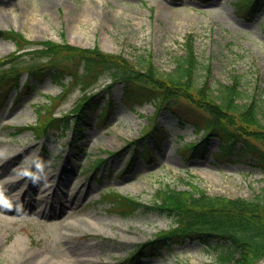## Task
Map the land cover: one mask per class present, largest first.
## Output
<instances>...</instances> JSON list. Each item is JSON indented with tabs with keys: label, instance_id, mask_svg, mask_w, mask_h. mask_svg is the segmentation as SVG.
<instances>
[{
	"label": "rangeland",
	"instance_id": "374dc122",
	"mask_svg": "<svg viewBox=\"0 0 264 264\" xmlns=\"http://www.w3.org/2000/svg\"><path fill=\"white\" fill-rule=\"evenodd\" d=\"M235 2L0 0V30H17L33 41L51 38L81 47L97 45L103 51L122 53L138 68L150 58L161 72L174 68L175 57L184 54V42L191 33L199 61L197 83L203 82L208 66L211 88L218 82L233 84V75L238 74L239 101L256 100L264 108V10L255 21H248L240 16ZM33 47L7 62L17 44L0 36V59H4L0 71L17 69L19 85L30 84L17 96L15 88L9 91L7 83L0 82V198H13L12 205L27 209L3 213L15 216L13 221L0 219V264H50L63 258L69 247L81 249L95 264H218L215 241L208 246L191 239L170 240L157 248V254L126 260L157 230L175 224L158 210L139 209L125 217L101 201V196L115 189L148 204L166 185L186 189L193 184L212 195L252 199L264 187V170L252 164L254 153L217 155L220 142L209 135L203 141L206 152L199 148L187 157L182 145L200 136L194 126L167 109L154 114L151 102L126 104L122 101L124 82L109 73L91 90L99 93L97 104L86 107L89 123L80 119V129L69 122L41 137L33 129L18 132L16 127L36 122L49 95L62 91L48 75L37 78L28 73L29 66L45 61L31 51ZM83 94L75 87L54 114L70 111ZM106 99L111 104L101 119ZM150 118L155 120L158 142L139 137ZM144 140L153 148L152 157L129 156L133 144L141 149ZM108 150L116 153L107 154ZM99 157L105 160L89 167ZM130 158L133 161L128 164ZM62 167L65 171L59 178ZM60 190L65 192L61 197ZM70 191H78V206L54 213L49 207L59 204ZM19 241L23 243L15 254L13 246Z\"/></svg>",
	"mask_w": 264,
	"mask_h": 264
},
{
	"label": "trees",
	"instance_id": "16d2710c",
	"mask_svg": "<svg viewBox=\"0 0 264 264\" xmlns=\"http://www.w3.org/2000/svg\"><path fill=\"white\" fill-rule=\"evenodd\" d=\"M235 8L242 18L255 21L257 15L264 10V0H236ZM0 36L16 42L17 51L30 45H40L33 52L45 61L29 66L28 73L37 78L48 75L62 86L61 93L49 95V103L41 105L38 121L17 127L18 131L33 129L41 136L49 128L67 125L69 118L77 128L81 127L80 119L83 123H89L86 107L93 104L95 107L97 104V101L93 102L97 92L93 94L90 91L101 77L109 73L115 80L117 78L124 82L122 100L126 104L151 102L154 114L167 109L175 113L181 122L188 121L194 126V132L200 133V140L184 142L182 150L187 157L193 156L210 135L219 138L220 149L217 155L227 157L234 152L238 155L241 152H253L252 164L264 170V108L260 103L257 105L256 100L248 104L239 101L238 74L233 75V84L218 82L211 88V69L208 66L207 72L203 74V82L200 85L197 83L199 61L195 54L193 34L190 33L186 38L185 52L175 57L174 68L170 72L158 70L150 58L142 68H138L130 59L123 57L122 53L103 51L97 45L80 47L67 41L52 39L31 41L19 31L6 29L0 30ZM17 51L7 57L16 60L19 56ZM19 75L17 69L12 72L0 71V82L11 79L8 83L10 89L17 86ZM26 86L29 85L25 84ZM75 87L83 91V97L74 103L73 109L65 117L54 116L53 111L58 104ZM105 113L106 107L102 110L101 118ZM153 119L150 118L147 128L140 130L139 137L149 136L158 142ZM237 142L240 145L235 149ZM152 150L147 141H144L143 148L135 146L129 155L144 154L152 157ZM206 150V147L201 148V153ZM108 152L115 153L112 150ZM99 159L98 161L103 160ZM155 199L146 204L112 189L102 194V201L110 204L113 211L123 216H131L138 209L147 212L158 210L171 217L175 223V226L158 231L154 238L145 240L136 247L127 258L129 261L157 254V248L170 240L181 242L188 239L200 240L208 246L215 241L213 250L216 251L218 264H255L264 258V187L261 194L248 199L242 196L212 195L193 184L186 189L166 185L156 191Z\"/></svg>",
	"mask_w": 264,
	"mask_h": 264
},
{
	"label": "bare ground",
	"instance_id": "6f19581e",
	"mask_svg": "<svg viewBox=\"0 0 264 264\" xmlns=\"http://www.w3.org/2000/svg\"><path fill=\"white\" fill-rule=\"evenodd\" d=\"M7 154V150H5ZM2 159V157L0 156V160ZM64 167H62L59 171V173L57 174V177L61 178L62 173L64 172ZM60 193L58 194V196H62L65 192H63V190L59 191ZM77 192L78 191H70L67 193L66 197L64 200L59 201V204H52L49 208L52 207V210L54 213H59V212H65L67 213V211L71 210L72 208H76L78 206V198L79 196H77ZM12 199H1L0 198V219H9V220H15V216L10 217L8 215H4L5 214H10V213H15V212H20V213H24L27 209H23L22 207H15L14 205H12ZM58 201V200H57ZM54 206V207H53ZM23 242L19 241L16 242L13 246L14 248V253L16 254L21 248V244ZM80 250H73L69 247L68 249L65 250V252L67 253L66 255L62 256L63 258L59 259V260H51L50 264H95L94 260L92 258H89L87 256H85V254L80 253ZM71 253H80V254H76V255H72Z\"/></svg>",
	"mask_w": 264,
	"mask_h": 264
}]
</instances>
